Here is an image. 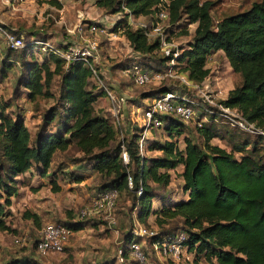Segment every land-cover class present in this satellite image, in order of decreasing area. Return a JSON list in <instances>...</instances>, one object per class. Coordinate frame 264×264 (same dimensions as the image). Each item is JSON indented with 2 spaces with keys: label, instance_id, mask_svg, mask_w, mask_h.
<instances>
[{
  "label": "trees",
  "instance_id": "trees-1",
  "mask_svg": "<svg viewBox=\"0 0 264 264\" xmlns=\"http://www.w3.org/2000/svg\"><path fill=\"white\" fill-rule=\"evenodd\" d=\"M161 1L95 0V4L111 14L122 13L123 6L135 16L152 17ZM166 1L171 25L179 22L194 24L191 39L179 49L175 58V72L184 74L190 82L201 84L209 74L205 66L208 56L220 51L231 71L240 76L239 85L228 90L222 103L236 108L245 119L264 129V0L254 1L247 9L224 16L214 24L210 1ZM123 23L122 18H116L114 30ZM122 35L136 55L158 65L166 62L165 57L158 55L157 40H148L142 30L125 29ZM10 52L6 49L0 64V78L9 68V61H5ZM29 56L30 59L20 61L16 83L23 88L25 97L34 101L44 94L51 78L58 75L59 100L64 104L65 115L57 112L56 107L48 108L30 139L23 117L7 114V105L0 104V231L9 228L5 219L10 214L11 198L24 183L19 180V175L34 167L39 176H46L53 156L73 146L81 154L82 167L89 166L98 176L92 197L116 189L118 195L121 192L131 195L138 222H145L150 215L159 226L167 220L177 219L179 230L187 235L185 245L194 262L264 264V146L257 138L252 139L246 134L241 137L240 131L231 128L229 131L224 124L205 123L194 128L199 137L197 142L183 136V145L179 147L177 140L185 132L186 125L166 118L160 130L167 140L150 143V148L162 155L140 154V127H133L125 137L116 140V132L104 111L93 109V102L103 92L88 86L89 69L77 61L65 64L51 53L40 62L32 52ZM162 90L170 89L150 90L144 97L152 98ZM223 139L227 148L213 143ZM122 150L127 155L126 164L120 159ZM177 167L181 168V191L187 198L177 201L167 194L157 195L152 185L166 187ZM127 176L131 179V189L127 188ZM74 180L78 183L83 177L77 174ZM54 182L52 179L51 188L56 191L58 187ZM138 187L141 190L136 194ZM160 198L164 199L162 205L154 208L153 200ZM83 221L77 219L63 225L76 231L81 229ZM170 231L175 230L159 231V234ZM130 239L129 231L124 243ZM122 250L125 258L126 245ZM3 264L37 262L28 256H20Z\"/></svg>",
  "mask_w": 264,
  "mask_h": 264
},
{
  "label": "rangeland",
  "instance_id": "rangeland-1",
  "mask_svg": "<svg viewBox=\"0 0 264 264\" xmlns=\"http://www.w3.org/2000/svg\"><path fill=\"white\" fill-rule=\"evenodd\" d=\"M207 1L212 2L210 16L214 24L224 16L247 9L252 2L258 0ZM80 14L81 17H79ZM116 18V14H111L110 11L97 6L95 0H34L14 6H8L0 0V25L21 36L24 41L23 46L17 51L10 52L9 58L5 61L6 63L9 61L10 65L5 76L0 78V104L7 105L5 109L7 114L12 116L20 114L23 117L30 139L34 135L41 115L48 108L56 107L57 112L65 115L64 104L59 100L61 87L58 75L51 78L47 88L43 90L44 94L37 96L34 101H29L24 95L23 88L16 83L20 74L21 60L30 59V52L39 62L46 56L39 49L40 45L33 44L34 40L43 39L54 46L77 42L79 33H84L86 23L92 21L98 22L105 27L107 32H111V34L100 35L96 38L100 57L97 66L101 83L108 87L114 96H122L123 100L112 102L102 93L93 102L92 107L94 110L102 109L104 111L108 122L116 132V140L125 137L133 127L141 126L142 107L151 102L150 98L145 99V94L148 95L150 90L160 87L172 90L180 86L176 78L136 86L131 79L121 73L120 70L132 60L149 62L152 67L157 63L136 55L124 36L120 32H113ZM143 22L148 23L149 19L145 18ZM160 26L164 31V36L176 49L184 48L187 45L194 29V24L184 25L182 22L171 25L169 22L162 21ZM77 29L80 30L79 33ZM69 30H73L74 33H69ZM85 35L88 36V34ZM29 46L32 47L29 48ZM0 49L2 51L1 64L6 54L1 34ZM158 55L163 56L161 52H158ZM205 66L209 69V74L201 86L203 89L211 91V94L216 95L217 98L225 97L228 90L239 85V74L231 71L220 51L210 54ZM49 67L52 69L53 64L50 63ZM96 82L95 79L90 78L88 86H94L98 92L101 88L98 83L96 85ZM115 116L119 124H117ZM183 136L189 137L192 141L199 140L192 122L187 123L185 132L178 137L179 147L183 145ZM241 137H246V135L242 133ZM152 140H167L165 133L160 129L150 130L146 134L142 149L147 156H161L160 151L150 148ZM213 143L227 148L225 139L215 140ZM80 158L81 154L76 151L75 147L70 146L67 150L57 152L53 156L46 176L39 177L34 167L19 175V180H23L24 184L19 188L18 195L12 198L10 214L5 219L9 227L8 230L0 231V264L20 256H28L34 259L37 264H101L102 262L118 264L115 261L118 250L125 247L124 238L131 229L139 226L157 233L179 230L180 222L177 219L167 220L159 226L155 222V217L150 215L145 222H138L136 208H132L131 195L121 192L112 210V223L102 218L84 220L81 229L72 230V235L61 251L44 254L36 252L33 243L37 239L38 230L42 225L49 221L60 224L77 221L78 212L87 205L89 199L96 192L98 176L92 172L89 166L82 167L84 162ZM180 170L181 168L177 167L171 173L170 183L166 187L151 184L157 195L163 197L167 194L171 199L177 201L186 199L187 194H183L181 191ZM77 174H81L83 177V180L78 183L74 180ZM52 179H55L54 183L58 187L56 191L51 188ZM163 200L162 198L153 200V207H160ZM20 236L26 238L24 245L14 242V239ZM139 244L145 251L148 264H208L204 261L196 263L193 258L189 261L163 260L151 251L149 239L142 238L139 240ZM122 264L137 263L127 255Z\"/></svg>",
  "mask_w": 264,
  "mask_h": 264
},
{
  "label": "built area",
  "instance_id": "built-area-1",
  "mask_svg": "<svg viewBox=\"0 0 264 264\" xmlns=\"http://www.w3.org/2000/svg\"><path fill=\"white\" fill-rule=\"evenodd\" d=\"M8 6H14L23 2H31L34 0H1ZM168 2L162 0L157 4L156 11L152 17H143L133 15L127 8L122 7V13H117V19L122 18L124 23L117 27L114 33L123 30L140 29L148 40L156 39L158 42V51L166 58L163 65H156L151 69L149 62H141L132 60L127 66L120 71L124 76L131 79L136 86H143L148 83L161 82L165 79L176 78L180 86L172 90H162L154 97L150 98V104L142 107V124L139 131L138 147L139 153L143 154V143L146 134L150 130H159L165 124L166 118H172L187 125L192 122L194 128H200L205 123L224 124L228 128L238 130L252 139H258L260 144L264 146V129L254 122H250L234 107L226 106L222 103L225 97L217 98L212 95L211 91L203 89L201 84L190 82L184 74L176 73L175 58L179 53V49L173 47L168 38L164 36V31L160 26V22H168ZM81 17V14L79 15ZM148 18L149 22H143ZM78 33L80 32L77 29ZM69 33H74L69 30ZM0 34L3 40V46L10 51H17L23 46V38L15 33L9 32L0 26ZM85 34H88L86 36ZM111 34L107 32L105 27L98 22H87L84 33H79L77 42L64 43L63 47L51 45L45 40H34L33 44L40 45L39 49L45 55L51 53L59 57L65 64L69 62H81L89 69L91 79H95L100 86L105 97L112 101H122L123 97H117L112 94L110 89L101 83L97 65L99 62V48L96 38L100 35ZM33 46V45H32ZM30 46V47H32ZM2 51L0 49V56ZM148 63V64H147ZM117 124L119 121L115 116ZM120 159L123 164L127 163V155L124 150L120 153ZM127 188L131 189V179L127 176ZM141 188L135 190L136 194L140 193ZM118 197L116 189H110L91 197L86 206H84L77 215L78 220H88L93 218H102L112 223V210ZM72 230L60 223L45 222L38 230L37 239L34 241L35 251L41 254L47 252H59L67 244ZM186 233L180 230L157 233L144 227H135L130 230V240L126 243V252L137 264H148L145 251L139 244L142 238L149 239L150 249L158 258L170 261H189L193 258L185 245ZM26 238L23 236L14 239L19 245H24ZM116 263H123V250H118Z\"/></svg>",
  "mask_w": 264,
  "mask_h": 264
},
{
  "label": "crops",
  "instance_id": "crops-1",
  "mask_svg": "<svg viewBox=\"0 0 264 264\" xmlns=\"http://www.w3.org/2000/svg\"><path fill=\"white\" fill-rule=\"evenodd\" d=\"M218 52H219V51H218ZM37 122H38V121H37ZM28 171H30V169H29ZM26 172H27V171H26ZM26 172H25V173H26ZM30 173H31V172H30ZM30 173H29V174H30ZM33 175H34V174H33ZM37 175H38V174H37ZM38 176H39V175H38ZM39 177H40V176H39ZM18 178H19V177H18ZM22 181H23V180H22ZM23 184H24V183H23ZM20 187H21V186H20ZM20 187H19V188H20ZM19 188H18V192H19ZM17 195H18V193H17ZM17 195H16V196H17ZM14 197H15V196H14ZM168 197H170V196H168ZM12 198H13V197H12ZM12 198H11V205H10V207L12 206ZM186 198H187V197H186ZM10 207H9V208H10ZM5 221H6V220H5Z\"/></svg>",
  "mask_w": 264,
  "mask_h": 264
},
{
  "label": "clouds",
  "instance_id": "clouds-1",
  "mask_svg": "<svg viewBox=\"0 0 264 264\" xmlns=\"http://www.w3.org/2000/svg\"><path fill=\"white\" fill-rule=\"evenodd\" d=\"M5 2H7V0H5Z\"/></svg>",
  "mask_w": 264,
  "mask_h": 264
}]
</instances>
